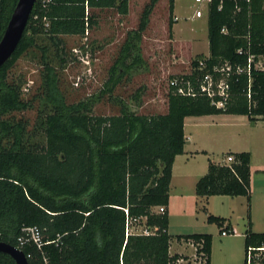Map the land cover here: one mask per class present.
<instances>
[{
	"label": "trees",
	"instance_id": "trees-1",
	"mask_svg": "<svg viewBox=\"0 0 264 264\" xmlns=\"http://www.w3.org/2000/svg\"><path fill=\"white\" fill-rule=\"evenodd\" d=\"M129 1L36 0L15 52L0 68V243L18 247L21 230L37 227L48 242L43 250L49 264H173L180 257L169 255L167 206L172 166L186 143L184 119L225 114L264 122V68L257 67L258 58L264 57V0H210L208 56H195L190 74L170 78L194 80L200 62L209 71L228 66L223 74L228 98L222 108L211 105L206 97H181L172 89L166 96V113L158 115L122 109L116 116L96 117L91 115L90 103L67 105L47 48L38 45V38L54 47L63 65L62 37H83L97 24L96 10L126 16ZM158 1L149 0L136 31L128 33L126 56L147 29ZM17 2L0 0V40ZM173 8L174 0H169V33ZM35 48L41 52L42 108L30 130L28 120L16 114L31 110L34 98L25 100L23 80L10 75L17 61ZM116 66L111 78L117 75ZM232 157L228 165L209 163L195 185V196L206 222L216 225L220 234L232 232L224 218L207 212L208 199L244 197L248 206L244 248H258L264 245V233H252L249 228L250 154ZM158 207L165 212L153 210ZM127 218H145L154 234L126 237ZM177 238L200 244L196 253H203L204 264H210L211 235ZM20 250L28 264H42L41 252L34 246ZM0 264L16 263L0 253Z\"/></svg>",
	"mask_w": 264,
	"mask_h": 264
},
{
	"label": "rangeland",
	"instance_id": "rangeland-1",
	"mask_svg": "<svg viewBox=\"0 0 264 264\" xmlns=\"http://www.w3.org/2000/svg\"><path fill=\"white\" fill-rule=\"evenodd\" d=\"M174 2L172 16L177 18L175 43L168 28L169 0H159L149 16L147 29L127 56L123 48L129 39L128 33L136 31L149 0H130L126 16L118 15L115 10L94 11L97 24L83 37H62L65 50L63 65L55 57L54 47L45 38H38V45L47 48L48 60L57 74L58 90L66 104L90 103L91 115L96 117L116 116L122 109L140 115L164 114L170 78L190 74V63L195 56L208 53L205 6L196 5L194 0ZM196 11L202 13L201 18L195 16ZM40 58L38 48L29 50L17 61L10 75V78L23 80L21 90L25 100L34 98L31 110L16 114V118L28 120L30 130L35 127L42 108ZM117 63L128 68L122 69ZM114 66L118 67L117 75L111 78ZM263 126L255 127L250 134L254 136L263 132ZM200 147H208V157L215 163L221 162L226 153L223 147L215 144L203 146L201 143ZM256 155L255 159L261 158L259 152ZM230 199L215 197L211 207L222 216L229 215L227 217L231 218L237 230L236 236L229 234L222 237L216 225L205 223L202 212L196 216L203 226L202 233L212 236V264H244L245 251L240 231L244 230L247 222L244 214L247 205L245 199H241V209H230L231 203L226 201ZM260 199L257 192L254 193L251 223L254 220V229L258 233L264 232V201L260 203ZM181 264H202V260L196 255L194 258L187 257Z\"/></svg>",
	"mask_w": 264,
	"mask_h": 264
},
{
	"label": "crops",
	"instance_id": "crops-1",
	"mask_svg": "<svg viewBox=\"0 0 264 264\" xmlns=\"http://www.w3.org/2000/svg\"><path fill=\"white\" fill-rule=\"evenodd\" d=\"M175 3V2H174ZM175 10V4L173 12ZM206 11V26H207V9ZM173 15V14H172ZM175 24L172 26L171 36L173 37L174 43L176 39V16L173 17ZM208 45V41H207ZM208 56L207 54H200ZM197 56V55H196ZM258 61L262 66H264V57H259ZM167 111V108H166ZM165 111V113H166ZM264 125L263 121L251 122L246 116L240 115H209L201 117H187L184 119V137L185 146L182 155L175 158L172 173L171 182L169 185V202L167 206L168 214V228L167 232L172 237L169 246V255H177L180 259L184 260L188 258H194L196 254V244L192 240L178 239L177 236H188L194 234H206L204 232L202 224L198 223L196 218L200 211L199 200L195 196V185L197 181L203 177L208 170L209 163L214 165H228L226 161L228 156L232 154L247 152L250 154V207H249V220H250V231L252 233H257L254 229V220L251 223V215L253 219V196L257 192V195L262 198L260 203L264 201V126L262 127L261 133L252 136L250 132L255 127H260ZM188 130V133H187ZM203 146L218 145L226 150V153L221 162L215 163L209 159V151L206 149L208 147ZM203 148V149H202ZM261 154L260 159H255L257 153ZM203 157V158H200ZM199 159V161H198ZM202 159V160H200ZM257 178V180H256ZM215 197H227V196H214L210 197L206 204L207 212L213 216L224 218L226 220L225 225L229 226L230 235L236 236L237 230L233 226L229 215L222 216L221 213L213 211L211 207L212 200ZM229 205L230 209L243 206L241 199L244 197H230ZM246 201V199L244 200ZM264 204V203H263ZM247 205V201H246ZM244 208V207H243ZM245 218L246 223L244 224V230L240 231V237L242 238V245L244 248V234L248 229V206L246 207ZM157 209V208H156ZM243 210V209H242ZM157 211V210H156ZM214 214H212V213ZM244 212V210H243ZM203 213V212H202ZM218 214V215H217ZM203 219L206 222V214H204ZM203 223V222H202ZM177 229V231L174 230ZM172 230V231H171ZM264 233V232H262ZM210 235V234H208ZM239 235V234H238ZM228 236V235H227ZM222 236V237H227ZM239 238V236H237ZM212 247V245H211ZM212 255V248L210 254V264Z\"/></svg>",
	"mask_w": 264,
	"mask_h": 264
},
{
	"label": "built area",
	"instance_id": "built-area-1",
	"mask_svg": "<svg viewBox=\"0 0 264 264\" xmlns=\"http://www.w3.org/2000/svg\"><path fill=\"white\" fill-rule=\"evenodd\" d=\"M195 4L203 5L207 9L210 0H194ZM195 16L197 18L202 17L200 11H196ZM257 67L263 69L264 66L257 61ZM198 70L200 73L197 77L192 79L174 78L168 82V90L172 91L181 97L197 98L206 97L211 105L222 108L224 102L228 98V86L224 79L225 72L229 71V67L225 66L221 69L213 67L210 71L205 70V66L202 62L199 63ZM226 161L232 163L234 161L232 156H228ZM157 212L162 214L165 212L164 207H158ZM127 215V211H125ZM155 232L154 228H150L146 225L145 218H127L125 224V236H151ZM229 232L223 231L221 236H227ZM48 242H45L42 238V232L37 227H26L21 230V235L17 238V249L23 248L25 245L34 246L42 255V264H49L48 258L43 250ZM200 247L201 245H196ZM196 247V248H197ZM199 256L202 260V264L205 263V256L203 253H196L195 256ZM264 257V245L261 247L248 246L245 250V264H262L261 260ZM184 263V260L179 259L173 264Z\"/></svg>",
	"mask_w": 264,
	"mask_h": 264
},
{
	"label": "water",
	"instance_id": "water-1",
	"mask_svg": "<svg viewBox=\"0 0 264 264\" xmlns=\"http://www.w3.org/2000/svg\"><path fill=\"white\" fill-rule=\"evenodd\" d=\"M36 0H18L0 40V68L15 52L29 21ZM0 253L6 254L16 264H28L21 250L11 245L0 243Z\"/></svg>",
	"mask_w": 264,
	"mask_h": 264
},
{
	"label": "bare ground",
	"instance_id": "bare-ground-1",
	"mask_svg": "<svg viewBox=\"0 0 264 264\" xmlns=\"http://www.w3.org/2000/svg\"><path fill=\"white\" fill-rule=\"evenodd\" d=\"M79 52V51H78Z\"/></svg>",
	"mask_w": 264,
	"mask_h": 264
}]
</instances>
